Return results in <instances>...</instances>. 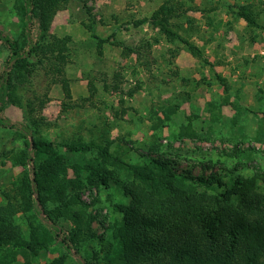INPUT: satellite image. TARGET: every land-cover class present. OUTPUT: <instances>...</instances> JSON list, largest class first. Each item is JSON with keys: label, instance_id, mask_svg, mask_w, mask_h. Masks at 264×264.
<instances>
[{"label": "rangeland", "instance_id": "obj_1", "mask_svg": "<svg viewBox=\"0 0 264 264\" xmlns=\"http://www.w3.org/2000/svg\"><path fill=\"white\" fill-rule=\"evenodd\" d=\"M83 1L92 18L79 0H71L51 25L54 36L71 39L63 73L41 71L34 83L16 90L23 101L36 96L41 102L36 115L43 122L31 124L35 137L59 145L109 146L110 154L130 165L142 163L155 148L194 176L213 172L232 182L259 175L264 188V143L255 140L264 133V0ZM165 2L179 8L181 17L171 22L201 57L178 39L170 42L150 24L133 25L150 18ZM20 6L21 0H0V29L23 43ZM239 6H250L263 29L252 31L237 18ZM91 22L97 36L114 35L116 44L99 49L89 32ZM122 46L139 47L142 57L125 54ZM6 57L0 44V71ZM2 116L26 123L24 111L14 103ZM23 150L20 136L0 128V206L3 193L24 173L13 161ZM61 156L63 179L74 177L78 168L85 170L81 176L87 189L75 211L95 217L91 230L99 236L113 222L124 235L126 228L114 210L128 201L117 189H105L96 181L98 169L90 161L97 153L61 148ZM70 196V191L59 190L53 209L68 207ZM30 219V214L17 217L28 236ZM59 255L53 247L32 263L48 264ZM12 264L25 261L19 258ZM66 264L75 262L69 259Z\"/></svg>", "mask_w": 264, "mask_h": 264}, {"label": "trees", "instance_id": "obj_2", "mask_svg": "<svg viewBox=\"0 0 264 264\" xmlns=\"http://www.w3.org/2000/svg\"><path fill=\"white\" fill-rule=\"evenodd\" d=\"M71 0H21L23 43L0 29V44L7 51L0 71V128L13 131L24 140V150L14 156L15 166L25 168L10 191L3 193L0 206V264L23 258L25 264L41 252L57 247L59 257L48 264H264V188L259 175L237 177L232 182L213 173L194 176L179 170L155 148L140 164H125L109 152V146L95 143L57 144L36 138L32 126H41L36 115L38 97L23 101L15 96L45 73H63L70 60V38H58L51 25ZM88 15L86 3L79 0ZM179 8L165 2L150 18L134 23L150 24L171 42L182 41L192 55L201 57L195 46L182 39L172 20ZM237 18L249 27L260 28L250 6H239ZM94 21V20H92ZM98 48L115 45L114 35H96L95 22L89 25ZM127 55L142 57L139 47L122 46ZM68 91V90H67ZM69 94V93H68ZM24 111L26 123L2 116L8 104ZM40 106V107H39ZM169 119V116H166ZM264 143V133L255 137ZM61 148L69 153L96 152L90 165L98 169L96 181L105 189H117L128 202L115 206L121 217V234L115 222L97 235L91 225L94 216L75 211L87 189L78 168L74 177L62 178ZM264 182V181H263ZM59 190L70 191L68 207L53 206ZM21 214H30L29 236L17 223ZM72 223L73 227L65 226Z\"/></svg>", "mask_w": 264, "mask_h": 264}, {"label": "crops", "instance_id": "obj_3", "mask_svg": "<svg viewBox=\"0 0 264 264\" xmlns=\"http://www.w3.org/2000/svg\"><path fill=\"white\" fill-rule=\"evenodd\" d=\"M241 20H242V19H241ZM260 28H261V27H260ZM260 28H251V30H252V31H255V30L257 31V29L260 30ZM261 29H263V28H261ZM263 30H264V29H263ZM256 31H255V32H256ZM255 32H254V33H255ZM253 39H254V38H253ZM221 64H222V63H221ZM221 68H222V70H223V72H224V71H225V68H224V67H221Z\"/></svg>", "mask_w": 264, "mask_h": 264}]
</instances>
